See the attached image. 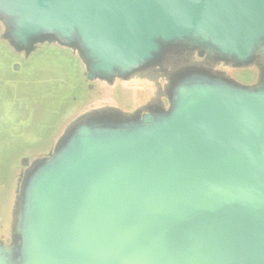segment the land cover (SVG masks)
<instances>
[{
  "label": "water",
  "instance_id": "obj_1",
  "mask_svg": "<svg viewBox=\"0 0 264 264\" xmlns=\"http://www.w3.org/2000/svg\"><path fill=\"white\" fill-rule=\"evenodd\" d=\"M0 88V264H264V0H0Z\"/></svg>",
  "mask_w": 264,
  "mask_h": 264
},
{
  "label": "rangeland",
  "instance_id": "obj_2",
  "mask_svg": "<svg viewBox=\"0 0 264 264\" xmlns=\"http://www.w3.org/2000/svg\"><path fill=\"white\" fill-rule=\"evenodd\" d=\"M15 84L19 82L16 79L10 77V83ZM26 91L25 94L29 93L30 88L25 86ZM19 89V88H17ZM20 94L19 90L16 91H6L5 88H0V117L2 118H10L11 113H13L14 105L19 102L18 95Z\"/></svg>",
  "mask_w": 264,
  "mask_h": 264
}]
</instances>
